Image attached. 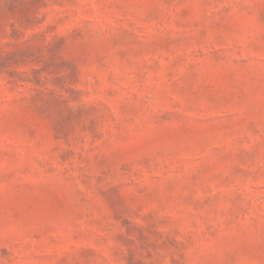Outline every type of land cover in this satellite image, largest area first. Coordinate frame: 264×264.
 Wrapping results in <instances>:
<instances>
[{"label":"rangeland","instance_id":"374dc122","mask_svg":"<svg viewBox=\"0 0 264 264\" xmlns=\"http://www.w3.org/2000/svg\"><path fill=\"white\" fill-rule=\"evenodd\" d=\"M0 264H264V0H0Z\"/></svg>","mask_w":264,"mask_h":264}]
</instances>
